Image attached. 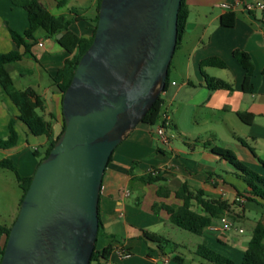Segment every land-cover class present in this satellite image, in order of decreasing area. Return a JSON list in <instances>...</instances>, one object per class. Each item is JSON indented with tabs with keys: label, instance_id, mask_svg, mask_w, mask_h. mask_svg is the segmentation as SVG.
Wrapping results in <instances>:
<instances>
[{
	"label": "crops",
	"instance_id": "crops-1",
	"mask_svg": "<svg viewBox=\"0 0 264 264\" xmlns=\"http://www.w3.org/2000/svg\"><path fill=\"white\" fill-rule=\"evenodd\" d=\"M40 1L51 14L71 17L69 28L78 36L91 34L97 0ZM254 1L264 0H185L187 17L178 44L182 61L179 73H175L179 81L171 80L160 94L158 121L154 125L139 122L114 148L103 172L98 201L102 232L97 234L95 248L111 246L112 251L102 264H200L202 260L194 252L201 242L240 264L254 226L257 222L264 225V198L253 194L240 172L211 150L214 146L230 150L237 160L264 177V24L259 11L244 8L245 3ZM222 3L231 7L225 8ZM226 13L234 16L231 26L220 22ZM27 27L25 9L10 0H0V52L14 48L9 29L22 33ZM235 49L245 51L251 59V91L242 89L245 71L233 56ZM18 50L22 58L5 68L15 89L31 88L39 96V113L51 120L55 136L61 129L62 93L52 76L70 54L44 31L36 33L30 52H24L23 47ZM207 57H218L226 66H205L203 71L230 83L232 90L206 87L199 62ZM171 63L172 59L170 66ZM25 75L34 80L27 86H15L14 76ZM17 114L0 85V138L8 133L10 117ZM165 116L166 143L154 133L155 125ZM16 129V145L0 149V159L10 158L21 175L30 176L38 165L46 137L41 135V143L33 142L28 128L20 121ZM152 170L166 178L172 191L186 183L226 201L229 206L222 215L232 221L231 229H217L221 227L219 217L190 242V248L181 243L188 254L177 252L179 244L172 240L176 238L161 234L164 229L174 230V225L164 210L155 212L152 205L160 200L179 201L172 194L165 199L157 197V184L139 180ZM145 233L167 239L163 250ZM175 255L182 257L184 263L175 261ZM164 259L167 263H163Z\"/></svg>",
	"mask_w": 264,
	"mask_h": 264
},
{
	"label": "water",
	"instance_id": "water-1",
	"mask_svg": "<svg viewBox=\"0 0 264 264\" xmlns=\"http://www.w3.org/2000/svg\"><path fill=\"white\" fill-rule=\"evenodd\" d=\"M180 3L100 1L92 43L62 94L63 131L32 175L0 264H89L103 172L164 91Z\"/></svg>",
	"mask_w": 264,
	"mask_h": 264
},
{
	"label": "trees",
	"instance_id": "trees-1",
	"mask_svg": "<svg viewBox=\"0 0 264 264\" xmlns=\"http://www.w3.org/2000/svg\"><path fill=\"white\" fill-rule=\"evenodd\" d=\"M10 1L12 4L25 9L27 12L28 27L22 33L9 29L14 48L7 52H0V85L18 111L17 115L11 116L9 119L8 133L5 137L0 138V149L6 150L16 145L18 139L16 123L20 121L28 128L32 135H44L46 137V146L39 158V164L40 161L48 155L56 139L63 131V117L61 129L59 133L54 136L52 132L51 120L45 119L39 113L42 105L39 96L31 88H25L22 90L15 89L12 78L5 68V65L17 62L22 58V53L18 50L19 47H23L24 52H30L31 45L36 41V33L38 31H44L47 36L53 38L66 52L70 54V56L64 60L62 66L58 68L55 75L52 76L53 82L63 94L72 79L79 59L92 43L101 0L96 1L97 14L93 20V27L91 28V34L89 36H78L75 34L69 28L72 20L71 17L67 15L55 16L51 14L40 0ZM186 17L187 8L185 0H181L177 17L178 33L175 51L178 48L180 35L184 30ZM220 22L223 26L233 25V14L226 13L222 15ZM58 34H61V36L56 38V35ZM233 56L245 71L242 81V89L247 92L251 91V74L253 71V65L249 55L245 51L235 49L233 51ZM205 66L223 68L226 64L222 59L218 57L204 58L199 62V69L204 76L205 85L208 89L232 90L233 87L230 83L207 75L203 71ZM169 68L164 91L169 83ZM161 105L162 98L161 95H159L146 114L142 117L140 122L148 125H154L161 116ZM250 119L251 117L249 120L245 121L248 122ZM211 150L231 163L240 172V176L251 187L253 194L264 198L263 176L257 174L237 160L235 155L230 150L218 146L212 147ZM34 154L37 155L36 151H34ZM0 168H8L16 175L18 185L22 190V194L18 201L19 209L20 202L28 189L33 174L30 176L21 175L10 158L0 159ZM139 180L144 184H157L156 194L159 198L165 199L172 194V196L179 201L178 203H167L163 200L156 201L152 205L153 211L156 212L158 210H164L168 214V219L171 224L196 235H202L204 229L210 226L215 219L221 217L229 206L226 201L210 197L203 189H192L186 183H183L177 189L172 191L166 183V178L157 170L148 172L147 174L139 177ZM14 220L9 225L0 224V262L7 236ZM101 232L102 224L99 219L97 234ZM144 236L150 241L155 242L161 250H163V244L168 242V240L164 237L153 233H145ZM111 251V246H106L102 250L94 248L89 264H102L103 261L108 259ZM194 253L201 258L202 261L200 264H237L232 258L213 250L204 242L197 245ZM173 259L179 263H184V259L178 255L173 256ZM240 264H264V225L262 223L257 222L254 226L248 245L242 253V260Z\"/></svg>",
	"mask_w": 264,
	"mask_h": 264
},
{
	"label": "rangeland",
	"instance_id": "rangeland-1",
	"mask_svg": "<svg viewBox=\"0 0 264 264\" xmlns=\"http://www.w3.org/2000/svg\"><path fill=\"white\" fill-rule=\"evenodd\" d=\"M182 61V52L176 50L172 63L169 68V82L171 80L179 81L175 73H179L178 67ZM15 86H27L30 84L34 78L33 76L25 75L24 77L14 76ZM60 128V127H59ZM60 130V129H58ZM44 139V136H35L30 134V140L35 143H41ZM46 146V141L40 149V153H43ZM38 148V147H37ZM22 194V190L18 185L15 173L8 168H0V224L9 225L16 213L18 212V201ZM174 230L164 229L163 235H169L172 239L175 240L179 245L176 247V251L182 254H188L187 249L182 247L181 243L185 244L186 248H190V242L192 240L198 239V235L183 230L176 226H172ZM201 260V258H199Z\"/></svg>",
	"mask_w": 264,
	"mask_h": 264
},
{
	"label": "built area",
	"instance_id": "built-area-1",
	"mask_svg": "<svg viewBox=\"0 0 264 264\" xmlns=\"http://www.w3.org/2000/svg\"><path fill=\"white\" fill-rule=\"evenodd\" d=\"M222 6L225 8L231 7L229 4L226 3H222ZM244 8L247 11H255V10L259 11L261 14V22L264 24V1H254V2L245 3ZM166 124H168V118L165 116L163 121L160 124L155 125L154 127V133L156 137L164 143L168 142V136L165 133ZM126 194H128V192H126ZM220 221H221V227L217 229H220L221 231H227L231 229L233 223L226 215H221ZM211 228H214V226L213 227L211 226ZM163 263H167V259H164Z\"/></svg>",
	"mask_w": 264,
	"mask_h": 264
}]
</instances>
